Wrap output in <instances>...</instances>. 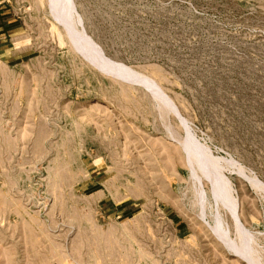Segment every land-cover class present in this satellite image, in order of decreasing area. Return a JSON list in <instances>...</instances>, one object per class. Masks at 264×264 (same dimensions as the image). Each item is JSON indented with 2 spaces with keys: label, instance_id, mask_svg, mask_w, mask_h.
Listing matches in <instances>:
<instances>
[{
  "label": "rangeland",
  "instance_id": "rangeland-1",
  "mask_svg": "<svg viewBox=\"0 0 264 264\" xmlns=\"http://www.w3.org/2000/svg\"><path fill=\"white\" fill-rule=\"evenodd\" d=\"M73 1L108 69L50 0H0V264H248L183 142L219 161L264 264V0Z\"/></svg>",
  "mask_w": 264,
  "mask_h": 264
},
{
  "label": "bare ground",
  "instance_id": "bare-ground-1",
  "mask_svg": "<svg viewBox=\"0 0 264 264\" xmlns=\"http://www.w3.org/2000/svg\"><path fill=\"white\" fill-rule=\"evenodd\" d=\"M74 15L71 17L73 22H75V16ZM69 37L71 39L70 41L72 42L73 47L81 50L84 53V55L86 57H88L89 60H91L93 62L95 61V63H97V64L99 63L102 65H103V63H105L107 66L106 67L107 69H108V66L111 65V63L109 64L110 61L107 63V61L105 62L104 58H103L104 61H103V59L102 60L100 59L102 56V53H101L102 50H101L100 46L97 47L93 43V40L91 38H89V36L84 34V37H85L84 38L81 35L76 34V35H74V37L72 35H70ZM97 50H99L100 53H98ZM99 54L101 56H99ZM115 66L114 67L111 66V68L113 67V69H115V71H116V70H118V68ZM110 70H112V69H110ZM140 75L141 76H139V74L134 75V73H132L131 76H129V74H126L125 77L127 76L128 79H134V80L139 78V80H137V81H139V82L142 81L141 83H144L143 85H146L149 88V91L153 95V97L160 104H162L163 107L165 106L167 109H170V107H169L170 104L167 103L168 100L165 98L167 100V102H166L164 99H162L164 96L160 97L158 89L154 85L153 81L151 79L147 78V76L144 77V75H142V74H140ZM135 76H137L138 78H136ZM183 144H184L183 145L184 148L186 149V151L188 153V157H189L190 162L193 163L195 161L198 163L199 168H201V169L203 168L202 170H203L204 174L207 176L208 181L209 182L211 181L210 182L211 187H213L212 190L214 191L215 195L218 197V199L220 198V200H222L223 204L226 205V208L228 207V210H230L229 212H231L230 214L233 216V219L236 223L235 226H236L237 232L239 234V237L242 239V245H239L240 243L238 242V245H239V247H238V245H236L233 241H231L230 235H229L228 231H226L225 229L212 227L213 230L215 231L213 233H215L216 236L219 237V239H221L226 245H228L230 247L232 246L233 251H235V254L238 257H240L241 259H243L245 262H247L248 264H258L259 262H256V260H254V258H253V255H250L248 252V248L250 247L251 235L249 234V231L243 225V223L240 221V219L238 217L237 208H236L237 201L235 202V196L233 193L234 189L231 186L230 181L222 174L223 171H222V168L218 164L219 161L217 162L215 159H212L208 155H205V154L196 156L191 151V147H190L189 142L188 143L183 142ZM252 183L254 186H256L254 184V182H252Z\"/></svg>",
  "mask_w": 264,
  "mask_h": 264
},
{
  "label": "water",
  "instance_id": "water-1",
  "mask_svg": "<svg viewBox=\"0 0 264 264\" xmlns=\"http://www.w3.org/2000/svg\"><path fill=\"white\" fill-rule=\"evenodd\" d=\"M49 7L50 13L53 16L54 20L56 21L58 26L62 27L68 37L70 35L74 37V35L76 34H79L84 37V34H86V29L84 27L82 17L76 10L75 3L73 0H50ZM74 12L77 14V23L80 25L81 30H78L75 27V22H73L71 18L74 15Z\"/></svg>",
  "mask_w": 264,
  "mask_h": 264
}]
</instances>
